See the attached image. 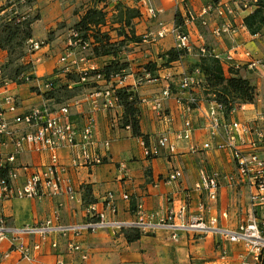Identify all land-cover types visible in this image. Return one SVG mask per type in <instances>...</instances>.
I'll use <instances>...</instances> for the list:
<instances>
[{
    "label": "crops",
    "instance_id": "1",
    "mask_svg": "<svg viewBox=\"0 0 264 264\" xmlns=\"http://www.w3.org/2000/svg\"><path fill=\"white\" fill-rule=\"evenodd\" d=\"M125 1L133 5L131 0ZM148 1L154 10L160 12L159 18L148 22L147 19L151 17L147 13L146 4H137L136 8L143 18L136 23L135 36L142 37L143 41L132 45V52L124 60L128 63V69L123 84L124 87H131L137 95L139 127L146 142L143 138L134 137L129 128L122 126L123 111L118 105L109 109H93L85 96L98 87L83 90L68 103L72 106L70 120L80 133L86 118L90 116L94 119L95 145L88 152L89 156L102 157V164L85 165L80 147L60 149L57 155L66 168V177L73 191L72 198L60 195L5 201L2 203V210L9 226L22 228L41 223L54 215H58L64 224L82 223L86 220L87 206L97 203L100 207L107 194L114 196L116 206V212L109 213L108 219L124 223L137 220L139 205L147 217L146 221L157 224L167 216L169 209H176L184 203L187 206V222L198 219L207 222L210 218H216L219 227L230 231H235L241 223L252 217L264 224V208L250 209L246 187L230 188L224 185L219 189L215 202L208 200L202 191L196 189L202 173L219 171L230 174L234 171V164L227 151L202 149L210 141L207 114L211 105L201 99L199 88L192 89V95L198 98L199 103L190 114L184 113L182 106L176 101V98L186 96L178 89L181 76L187 74L185 64L180 65L176 61L160 69V60L155 56L158 51L175 48L176 41L170 31L175 27V14L180 15L185 19L190 53L204 47L221 59L230 55L233 62L240 65L239 69L234 68L235 71L249 80L256 89L255 103L235 108L234 114L227 118V123L238 122L251 128H264V68L250 70L244 61L246 52L254 59H264V29L261 34L251 35L244 26V19L256 9L254 4L257 0H188L186 3L179 0ZM88 2L92 0H37V7L41 6L42 13L36 23H45L41 39L34 36L36 23L33 25L31 41L41 46L25 59L34 62V80L22 85L7 83L0 87V108L3 107L1 97L6 98L8 94L13 95L15 106L21 110L18 116L32 108L48 105L42 95L46 91L43 81L56 70H100L112 60V57L90 55L79 62L82 56L78 49H70L74 54L70 60H77V64L69 67L70 64L59 62V58L69 47V33L59 31L47 41V30L55 25V21L66 20L75 25L89 6ZM209 8L207 14H204ZM167 16L170 17L168 25L158 28L160 18ZM186 16L193 17V20L186 19ZM202 21L206 22V26L202 25ZM225 27L230 29L228 33H222L220 37L212 34L213 29ZM161 30L166 31V35L159 39L157 33ZM6 62L7 53L0 50V68ZM149 62L155 63L158 68L156 81L139 83L137 76L144 75L142 67ZM230 67L231 65L223 64L225 76H231ZM64 75L60 74L58 78L64 81ZM167 83L171 86L172 96L162 102L166 118L161 119L157 116L153 103L161 98V92ZM102 102L99 100L100 104ZM4 117L11 124L12 130H25L23 125L13 124L14 117ZM187 119L192 125L191 138L189 141H176L174 135L184 129ZM163 134H169L170 143L176 147L175 152L170 153L168 149H164L159 157L148 158L145 148L154 146ZM251 138L253 135L249 136ZM223 140V133L219 131L211 142L216 145ZM77 142L81 143V139ZM105 143L109 144L108 150L104 148ZM0 152L6 157L12 154L13 147L8 144L1 147ZM48 160L47 153L25 148L16 156L13 167H41ZM176 170L181 171V178L174 183L164 182ZM24 179L25 176L20 172L16 185L20 186ZM123 195H128L130 200L124 201ZM59 204H62L61 208L58 207ZM130 229L135 228L104 230L77 238L76 242L87 254L85 261L80 259L79 253L68 250L71 237H49L40 251L31 253L30 260L23 259L15 248L20 244H38L40 239L24 237L14 240L9 237L0 243V264H57L58 261L64 264H252V256L243 245L230 243L214 234L198 236L193 231L177 232L178 239L173 240V232L170 230L142 228L137 229L142 234L141 238L128 243L122 231ZM53 242L58 245L56 249L51 248Z\"/></svg>",
    "mask_w": 264,
    "mask_h": 264
},
{
    "label": "built area",
    "instance_id": "2",
    "mask_svg": "<svg viewBox=\"0 0 264 264\" xmlns=\"http://www.w3.org/2000/svg\"><path fill=\"white\" fill-rule=\"evenodd\" d=\"M186 3L188 0H179ZM207 9L204 14H207ZM147 12L155 16V11L148 8ZM190 20L193 17L189 16ZM202 25L206 26V22L202 21ZM229 28H215L212 34L220 37L222 33H228ZM170 34L174 37L176 44L175 49H185L189 52L190 41L189 35L181 34L173 27ZM70 47H76L80 44L77 39V34L71 33ZM166 31L161 30L157 36L163 38ZM73 39V41H72ZM40 44L36 42H29L30 51H37ZM202 55L211 54L214 58L221 60L224 64L231 65L236 69L240 68L238 63H234L233 58L228 55L221 59L218 55L209 52L206 48L198 49ZM73 50L67 49L65 53L59 58L61 64H70L69 67L76 66L77 60H70L73 57ZM84 61L80 58L79 62ZM245 65L250 70H257L264 68V59H254L250 53H244ZM34 63V62H33ZM68 69H65L67 71ZM95 69H88L82 72L81 82H86V72L94 71ZM199 71L195 70L192 75L183 74L178 82V87L181 93L186 94L183 98H176V101L182 106L184 113L190 114L199 103L197 97L192 95V89L198 87L200 80L198 79ZM99 81L100 87L95 89L92 93L85 96L87 102L91 104L94 110L101 107L102 109H109L118 105L115 98L114 91L122 87L125 82V76H116L110 82H106L100 78L95 77ZM144 81L151 82L150 76L147 74ZM144 81H139L142 83ZM46 89L48 84H44ZM172 96L171 86L167 83L161 92V98L154 101V110L161 119L166 118L162 102ZM102 100V104L99 103ZM6 104L10 105L9 111H14L15 106H11L15 102L14 97H6ZM77 104V103H75ZM16 105V103H15ZM210 109L207 114L209 122V138L210 141L202 146L203 150L227 151L229 152L232 162L234 164V171L230 174H223L219 171H214L210 174L202 173L201 180L196 185V189L202 191L208 200L215 202L218 198V191L222 186L230 188L246 187L248 190V200L251 210L257 208H264V128H251L248 125L238 122L227 123V118L232 116L235 109L231 110L228 116L224 115L222 106L210 102ZM71 105L66 104L55 109H50L46 105L35 107L20 116L13 119V124L23 125L24 131L12 130L11 124L7 122L4 117L3 110L0 108V150L10 144L13 147L12 154L3 157L0 152V168L6 165L12 166L15 162L16 156L22 153L25 148L30 151L38 153H47L49 156L48 163L41 167L24 166L19 169L12 168L8 172L6 178H0V243L7 238L21 239L38 237L40 243L26 246L18 245L15 250L18 251L23 259L30 260L32 252L41 250L42 244L51 236L71 237L72 240L68 243V250L70 252L79 253L80 259L85 261L87 254L84 253L82 246L76 242V239L87 234H94L99 231L111 230L118 231L125 228H162L173 232L172 239L177 240V232L193 231L198 236L204 234H214L230 243L241 244L244 246L252 256V264H264V224H260L255 218L241 223L235 231H230L219 227L216 218H210L207 222L202 219L191 220L187 222L186 213L187 206L181 203L178 208L169 209L167 216L157 224H152L146 221L147 217L142 212V206H138L137 220L133 223H124L108 219V214L116 212L114 204V196L107 194L100 205L97 203L89 204L86 208V220L77 224H64L58 215L47 218L41 223L24 226L22 228H14L8 225L2 210V203L13 198H40L43 196L57 197L65 195L72 198V188L70 181L66 177V168L60 162L57 151L64 148L80 147L83 163L85 165H101L102 157L89 156L88 149L95 145L94 142V119L90 116L86 118L85 126L79 133L70 120ZM192 125L190 120H185L184 129L175 133L176 141H189L191 138ZM222 131L224 140L219 144H212L211 140ZM253 138L249 139V136ZM81 139V143L77 142ZM105 150H108L109 144H104ZM168 149L170 153H174L176 147L170 143L169 134H163L159 137L157 143L145 148V155L149 158H157L160 156L162 150ZM194 151V148H193ZM21 174L25 176L24 182L16 185V181ZM182 176L181 171L176 170L169 174L164 182L174 183ZM124 201H129L128 195H123ZM59 208L62 204L58 205ZM57 243L53 242L51 248L56 249ZM57 264H64L58 261ZM250 264V263H245Z\"/></svg>",
    "mask_w": 264,
    "mask_h": 264
},
{
    "label": "trees",
    "instance_id": "3",
    "mask_svg": "<svg viewBox=\"0 0 264 264\" xmlns=\"http://www.w3.org/2000/svg\"><path fill=\"white\" fill-rule=\"evenodd\" d=\"M28 2L31 11L36 6L35 3L37 0H28ZM99 2L100 0H93L94 5H97ZM254 5L256 9L244 19V26L251 35L261 34L264 29V0L256 1ZM10 8V4H0V50L7 53V62L0 68V87L7 83L22 85L34 80V63L33 61H25V59L28 55L34 54L33 51H30L29 42L33 38V25L40 20V15L36 13L33 18H30L27 14L24 16L18 15L13 9L10 11ZM100 15L101 11L95 6L89 7L85 11L84 15L80 17L70 31V34H77L76 40H79L80 44L76 47L69 46L67 49H78V52H81L88 48L86 44L89 35L87 33L94 29V27L99 26L100 20L98 18ZM174 19L175 28L179 33L186 34L185 19L178 14L175 15ZM105 38L108 40V37ZM70 41L71 35L69 38V42ZM100 42L102 41L100 40L93 43L91 48L92 56L112 57V60L100 70L95 69L94 71H87L86 82H81V75L85 70L80 72H75L74 70L65 71L64 69L56 70L51 77L44 79L43 83L48 84L49 88L46 89L42 95L44 100L48 103V105H46L48 108L55 109L68 104L69 101L80 95L83 90L96 87L99 88L100 83L95 80L97 76H100V78L106 82H110L111 79L116 76L123 77L126 75L128 63L116 59L111 52L104 49L106 48L104 46L108 43L102 45ZM184 51L186 50H176L175 48L169 50L165 55L167 58L166 63L169 65L172 62L178 61ZM208 56L211 58V60L208 61L209 64H205L202 67V78L207 83L203 92L208 93L207 96L210 98L206 101L214 102L222 106L225 116H228L231 110L241 105L254 104L257 93L250 81L239 76L238 71H235L234 67H230L229 69L231 76L226 77L223 69L224 63L214 58L211 54H208ZM10 67H14V71L11 76L6 77L4 73H6ZM26 70H29V73H26L28 76L21 80H17ZM142 70L144 75L137 76L140 81H144V77L147 74L150 76L151 80L157 78L155 72L158 68L155 63L149 62L145 64ZM60 74H65L64 81L58 78ZM203 83L201 81L200 84ZM114 95L117 99L118 106L121 107L123 111L121 119L122 126L129 128L134 137L143 138L146 142V137L140 132L139 111L137 109L139 101L136 93L131 87L122 86L114 91ZM12 168V166L8 165L0 168V178H6L8 172ZM122 232L128 243H133L142 236L141 232L137 229L124 230Z\"/></svg>",
    "mask_w": 264,
    "mask_h": 264
},
{
    "label": "rangeland",
    "instance_id": "4",
    "mask_svg": "<svg viewBox=\"0 0 264 264\" xmlns=\"http://www.w3.org/2000/svg\"><path fill=\"white\" fill-rule=\"evenodd\" d=\"M131 1H132V4L135 5L134 7L133 5L129 4L125 0H100V2L97 3V5H94L93 0L92 2H88L89 6L86 8V10L89 7L95 6L97 7L99 11H101V15L98 18L100 20L99 26L94 27V29H92L91 31L87 33L89 35V38H87L88 42L86 44L88 48L85 51L78 52L81 54L82 57H85L86 59L89 58V56L92 55L91 48L93 46V43L101 40L102 42L100 43L102 45L108 43L104 46L106 47L104 49L111 52L116 57V59L118 60L120 59L121 61H124V60L126 61V57L133 50L132 45H135L136 43L138 44L143 41L142 37L135 36L136 23L138 21H141L143 18L140 11L136 8L138 7L137 4L140 2H143L146 4L147 9L148 8L153 9L148 0H146V2H144V0H131ZM0 4H10L11 6L10 11L13 9L14 12H16L18 15L24 16L27 14V16H29L30 18H33L34 15L37 13L40 15V18H41L42 8L41 6L37 7V3H35L36 8L34 7L31 11H30V6L28 5L29 4L28 0H0ZM85 11L83 12V15ZM153 11H155V16H152L151 14L147 12L148 15H150L151 17L147 19L148 22L151 20L153 21L158 20L159 18L158 14L160 12L154 9ZM75 13H76V10H75ZM187 18H189V16H186V19ZM169 20H170L169 16L160 18V22L157 24L158 28L160 27L161 29L164 26L168 25V23L170 22ZM44 23L45 22L41 21L35 24L34 36H36V38L38 39H41L43 36ZM73 27L74 25H72L71 23H68L66 20H61L60 22H57V23L55 21V25L47 30V33H46L47 41L51 40L56 35V33L59 31L64 32V33H69V38H70V31L73 29ZM154 34L152 35L154 36ZM148 35H150L149 32H148ZM105 37H108V40H106ZM44 43H46V41H44ZM149 50L151 51L150 48ZM167 52L168 51H162V52L158 51L155 54L157 59L160 60L159 62L160 69L166 68L169 66L166 63L167 58L165 57ZM209 60H211V58H209L208 54L202 55L199 52V50L195 49L191 53L188 52L187 50L184 51L179 57V60L177 61L179 62L180 65L183 63L185 64V67L187 69L186 72L188 75H192L195 70L199 71L200 74L198 76V79L202 81V83L203 82L204 83L198 85V88L200 90L201 99H204V100H208L210 98L207 96L208 93L203 92L204 88H206L207 86V83L202 78V67L205 64L208 65ZM13 71H14V67H10L6 71V73H4V75L6 77H9L11 76ZM26 73H29V70H26L24 73H22L18 77L17 80H21L24 77H27L28 75ZM155 75L157 76V71L155 72ZM226 77H229V76H226ZM7 96L13 97L12 94H8L6 95V97ZM67 96H68V93H67ZM1 98H2L1 103L3 106L1 107V110L5 111L4 115L7 116L6 117L7 119L9 116L11 118L13 117L15 118L16 116L21 114L20 108L15 106L16 102L11 104V106L13 107L15 106V110L9 111L10 105L6 104L5 97H1Z\"/></svg>",
    "mask_w": 264,
    "mask_h": 264
}]
</instances>
